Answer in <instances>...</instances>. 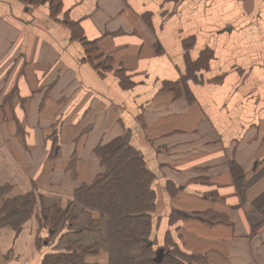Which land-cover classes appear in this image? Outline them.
Masks as SVG:
<instances>
[{"label":"crops","instance_id":"obj_1","mask_svg":"<svg viewBox=\"0 0 264 264\" xmlns=\"http://www.w3.org/2000/svg\"><path fill=\"white\" fill-rule=\"evenodd\" d=\"M52 1L0 0V203L38 199L0 212V264H114L76 197L117 139L152 177V250L264 264V0ZM46 206L103 225L46 230Z\"/></svg>","mask_w":264,"mask_h":264},{"label":"trees","instance_id":"obj_2","mask_svg":"<svg viewBox=\"0 0 264 264\" xmlns=\"http://www.w3.org/2000/svg\"><path fill=\"white\" fill-rule=\"evenodd\" d=\"M22 1L39 5L48 0ZM60 5L61 0L52 1L51 14L54 18ZM97 155L101 158L105 172L91 186L83 187L79 193V201L85 207L98 211L101 217L111 219L110 243L120 247L122 251H127L132 245H139L141 255L151 248L148 239V212L152 210L154 201L150 188L152 177L143 160L131 150L124 139H117L98 148ZM16 211L17 209L12 214L13 218L16 217ZM167 258L172 259L173 256L169 255ZM128 259V256L122 255L118 263L126 264ZM153 263V260L150 261V264ZM172 264L177 263L172 261Z\"/></svg>","mask_w":264,"mask_h":264},{"label":"rangeland","instance_id":"obj_3","mask_svg":"<svg viewBox=\"0 0 264 264\" xmlns=\"http://www.w3.org/2000/svg\"><path fill=\"white\" fill-rule=\"evenodd\" d=\"M105 172V171H104ZM80 192L77 193V197H76V201L79 202V199H81L80 197ZM82 194V193H81ZM0 198H1V193H0ZM14 199V198H13ZM13 199H8L6 201L1 202L0 203V212H2V214L4 212L8 213L9 215L14 213V210L17 209V211L15 212L14 216H16L14 218L15 220V225L18 227L19 225H23V222L26 220V218L28 219V217L30 215H32L35 212L36 206L35 204L38 202L37 197L34 195V193H30L27 194L23 197H20V199L18 200H14ZM41 199V198H40ZM42 201V199H41ZM81 204V201H80ZM78 204V205H80ZM37 205V204H36ZM85 207V206H84ZM87 210L82 211L83 213L90 210V212L95 211L92 210L90 208L85 207ZM77 208H73L70 210L69 207H60V206H46V207H42L40 209V216L43 222V226L46 228V230H50L54 229L55 232L60 233V232H66V231H79V230H83V231H93V232H100L101 227L103 225V223L100 224L101 219L99 220L98 224H94L92 222V220H88L82 223L80 222L78 219L79 218H75L74 214H79L76 213ZM97 213H99L98 211H96ZM100 214V213H99ZM17 215L22 216L21 219H17ZM101 215V214H100ZM104 219L108 222V228L110 227V220L111 219H107L106 217H104ZM100 227V228H99ZM149 237V236H148ZM98 238V237H97ZM68 239V238H67ZM149 239V238H148ZM68 240H64L63 242V247H71V249H82V254L88 253L89 251L87 250L88 247H92L93 248V253H99V251H101L102 249V242L103 241H99L98 243L89 245V246H83L79 244H75L73 242H70ZM150 242V241H149ZM108 247V245H107ZM109 250L112 253V257L114 256L113 259V263L114 264H119V260H120V256L125 255V257L128 256V261L126 264H150V261L153 260V264H160L155 262V258H156V252L154 249L152 250L151 248L148 249L146 252H144L143 254L140 255L139 253V249L138 246L136 245H132L129 247V249H127V251H122V249H120V247H117L116 245H114L113 243H110L109 245ZM154 248V247H153ZM164 261L166 262L165 264H172V260L167 258V256H165ZM163 263L161 264H164Z\"/></svg>","mask_w":264,"mask_h":264},{"label":"water","instance_id":"obj_4","mask_svg":"<svg viewBox=\"0 0 264 264\" xmlns=\"http://www.w3.org/2000/svg\"><path fill=\"white\" fill-rule=\"evenodd\" d=\"M166 254L167 252L164 248H159L156 252V258L154 261L160 264L163 263Z\"/></svg>","mask_w":264,"mask_h":264}]
</instances>
